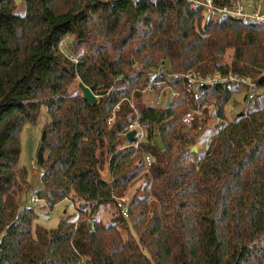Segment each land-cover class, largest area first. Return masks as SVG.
I'll list each match as a JSON object with an SVG mask.
<instances>
[{
    "label": "trees",
    "instance_id": "obj_1",
    "mask_svg": "<svg viewBox=\"0 0 264 264\" xmlns=\"http://www.w3.org/2000/svg\"><path fill=\"white\" fill-rule=\"evenodd\" d=\"M22 2L16 13L15 0H0V264H264V24L215 20L188 0ZM157 68L231 70L252 79L254 99L217 82L198 103L186 102L171 77L156 79ZM156 80L179 95L142 103L138 90ZM240 93L243 111L229 120L227 104ZM130 97L145 138L121 148ZM42 106L33 159L41 185L31 195L49 209L63 199L79 204L74 220L32 230V206L16 200L30 188L19 134ZM197 106L201 123L183 129L181 116ZM210 119L214 130L197 154L192 145ZM141 180L125 217L117 200ZM108 203L117 212L103 223L96 215Z\"/></svg>",
    "mask_w": 264,
    "mask_h": 264
},
{
    "label": "built area",
    "instance_id": "obj_2",
    "mask_svg": "<svg viewBox=\"0 0 264 264\" xmlns=\"http://www.w3.org/2000/svg\"><path fill=\"white\" fill-rule=\"evenodd\" d=\"M155 2V0H150ZM191 2V6H198L202 9L205 16L213 19H222L225 17H235L240 19L242 22L264 24V0H228V3L219 4L215 0H188ZM154 75L157 77L163 75L165 77H171L172 80L176 81L180 90L183 92L186 98V102L198 103L204 95L206 87L211 86L217 82H229L232 85H237L245 89L249 98L254 97L255 83L248 76H244L238 73H232L228 70L226 75L219 76H201L196 72H186L181 74H165L164 71H160L158 68L155 70ZM140 93H153L155 105H164L171 102V99L176 98L179 95V91L175 90L171 86H163L158 80L155 82L148 81L145 86L138 90ZM129 107L131 109L132 119L122 129V136L125 137L124 143L121 148L126 146L137 147L141 141L145 138V129L141 125L138 119V110L132 97L128 100ZM203 107V106H202ZM234 106L228 108V113ZM203 118L201 108L191 107L189 108L180 118L179 124L183 129H188L193 121L196 119L200 124ZM232 120L231 116L228 117ZM112 120V117L108 119V122ZM219 121L216 118V121ZM131 130H134V135L131 140H127L126 135ZM144 162L146 166H149L151 159L148 155L144 156ZM31 203L37 204L42 200L32 196L30 199ZM126 197H120L117 200V207L123 216H127L125 202ZM76 264H81L77 262Z\"/></svg>",
    "mask_w": 264,
    "mask_h": 264
},
{
    "label": "rangeland",
    "instance_id": "obj_3",
    "mask_svg": "<svg viewBox=\"0 0 264 264\" xmlns=\"http://www.w3.org/2000/svg\"><path fill=\"white\" fill-rule=\"evenodd\" d=\"M16 7L14 11L16 13H22L24 11V6L22 0H15ZM207 17V16H206ZM66 39L63 38L60 42V48L66 49ZM230 51L224 56V62L229 63L230 61ZM175 89V88H174ZM177 90V89H175ZM179 93V92H178ZM242 94H236V96L231 97L227 107H233L232 110L229 111L228 117L235 114L236 112H239V110L243 111L244 104L242 103ZM254 99L253 97L251 98ZM140 100L142 103L152 106L155 105L154 102V94L153 93H141ZM236 101V103H234ZM252 103V101H250ZM228 110V109H227ZM228 112V111H227ZM232 118V116H231ZM46 119V110L42 106L39 110V114L37 117V120L35 123H26L23 125L20 134H19V142H20V154L18 158V163L21 166H24L27 169V182L29 184L28 189H23L21 192H19L16 195V200L19 201L24 200L25 203L28 205H31L34 211V215L32 217V230L35 229V227H42L44 229H54L57 227L58 223L62 219H69L74 220L76 217V205L79 204V201L76 203L72 202L70 199H63L60 202L54 204V206L49 209L45 206L44 202H38L37 204L31 203L30 199L33 195H31V191L35 190L36 188H39L41 185L39 172L36 169L34 165V155L36 152V149L38 147L39 140L41 138V128ZM214 127V120L210 119L208 120L207 124L202 128L201 130V137L198 141L195 142L192 145V148L197 149L196 152L199 154L203 148L204 144L202 143L205 138L206 140L210 137L211 130ZM194 149V150H195ZM101 177L105 180L109 179V175L106 171V168L100 171ZM143 183V180L137 181L132 186H130L125 196L128 199L130 195L141 187ZM117 212L116 206H114L112 203L105 204L102 208H100L97 212V217L102 220L103 223H108L111 219V216ZM133 234V232H132Z\"/></svg>",
    "mask_w": 264,
    "mask_h": 264
},
{
    "label": "water",
    "instance_id": "obj_4",
    "mask_svg": "<svg viewBox=\"0 0 264 264\" xmlns=\"http://www.w3.org/2000/svg\"><path fill=\"white\" fill-rule=\"evenodd\" d=\"M78 86H79V88L81 90L82 97L84 99H86L89 102H92V101L95 100L96 96L90 91V89L87 86H85L82 83H79ZM166 103L169 104L168 101ZM238 115H241V113H238ZM133 135H134V130H131L130 132H128L127 135H126L127 140H131Z\"/></svg>",
    "mask_w": 264,
    "mask_h": 264
}]
</instances>
